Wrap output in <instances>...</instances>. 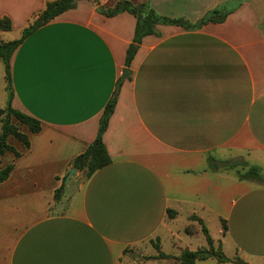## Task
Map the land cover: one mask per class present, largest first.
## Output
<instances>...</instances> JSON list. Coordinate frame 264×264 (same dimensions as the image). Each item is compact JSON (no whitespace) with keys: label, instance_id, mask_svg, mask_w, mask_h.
Returning a JSON list of instances; mask_svg holds the SVG:
<instances>
[{"label":"crops","instance_id":"1","mask_svg":"<svg viewBox=\"0 0 264 264\" xmlns=\"http://www.w3.org/2000/svg\"><path fill=\"white\" fill-rule=\"evenodd\" d=\"M52 1L0 0V18L25 30ZM149 1L162 16L196 22L232 0ZM262 22L252 0H241L221 24L197 31L157 26L161 36L143 39L118 91L104 135L111 164L76 189L66 184L59 201L56 191L96 140L127 68L136 18H108L81 0L27 37L11 61L13 108L39 120L42 130L28 129L30 148L18 141L21 157L9 152L0 164L14 165L0 184V264H130L129 250L146 257L133 264H145L161 259L153 240L172 256L161 232L183 211L205 224L226 221L223 253L228 246L229 259L264 264V183L209 165L248 162L264 174ZM6 106L0 59V109Z\"/></svg>","mask_w":264,"mask_h":264},{"label":"trees","instance_id":"2","mask_svg":"<svg viewBox=\"0 0 264 264\" xmlns=\"http://www.w3.org/2000/svg\"><path fill=\"white\" fill-rule=\"evenodd\" d=\"M81 0H55L46 4L45 10L34 19L27 29L24 30L23 36L19 40L11 42H0V59L3 60L6 69V83H7V106L0 109V122L2 123L0 133V164L2 158L7 153H14L17 158L21 157V153L10 144V138L19 141L24 148L29 149L31 146L30 137L21 132V129L13 122L16 119L20 124L26 126L33 134L40 133L42 124L39 120L22 113L13 108V99L15 97L13 78H12V57L24 40L34 33L37 29L55 20L61 14L76 9L78 2ZM94 3L97 11L102 15L112 18L122 13H129L136 18V29L133 43L130 45L127 52L126 67L130 68L135 55L139 49L143 39L150 35L161 36L157 31V26H179L186 31H197L208 24H221L224 23L228 16L232 14L241 5V0H232L219 7L207 12V14L196 22H191L185 18H169L158 14L151 6L149 0L141 4H134L129 0H119L113 6H103L100 0H88ZM12 21L8 17L0 18V32H9L12 30ZM118 100V91H116L104 109L100 119L99 130L96 140L87 148V150L76 157L72 162V167L77 171L82 172L85 180H89L97 171L109 166L112 159L109 155L107 147L104 142V135L109 127L111 117L115 112ZM210 168L214 167L215 171L235 170L242 181H255L264 183V174L260 167L250 165L248 163H213L209 160ZM239 168V169H238ZM14 169V165L10 164L4 169H0V184L7 181ZM66 179V178H65ZM64 179V181H65ZM65 185L56 191L55 200L59 201L64 193ZM177 213L169 210L168 216L174 219ZM195 221L203 227V232L206 236L208 247L192 251L185 249L182 251L179 260L181 264H196L197 261H205L208 259H215L219 263L233 262L236 264H246L239 258L229 259L222 250V246L216 249L214 240L210 236L207 227L204 225L202 219L197 216L192 217ZM223 232H227L226 221L222 220ZM155 248L159 254L157 258L169 259L170 255L161 251L159 240L154 243Z\"/></svg>","mask_w":264,"mask_h":264},{"label":"rangeland","instance_id":"3","mask_svg":"<svg viewBox=\"0 0 264 264\" xmlns=\"http://www.w3.org/2000/svg\"><path fill=\"white\" fill-rule=\"evenodd\" d=\"M117 1L119 0H101V2L106 3L107 6H112ZM134 1L138 2L140 0H134ZM252 2L259 9L262 15V19H263L262 27L264 30V0H252ZM33 21H31V23ZM28 27L29 26H27V28ZM23 33H24L23 29L12 27L11 31L1 33L0 42H11V41L19 40L22 38ZM13 122L21 129L22 133L27 134V135L29 134L28 128L26 126L20 124L16 119H13ZM1 127H2V123L0 122V133H1ZM10 144L14 146L15 148L20 147L19 142L15 139H11ZM235 175L239 177L237 172L235 173ZM85 179L86 178L84 174H82L80 177H77L76 179H73V180L70 179L68 182L63 181V183L65 186L66 184L68 185L67 190H72V189H76L81 183L85 181ZM204 225L207 227L210 236L214 240L215 248L219 249V247L222 246L221 234H220L222 224L220 226L219 222L216 219L209 218L206 224L204 223ZM222 229H223V226H222ZM167 231L174 232L176 235V238H173V239L171 238V240L167 239V233H166ZM161 234L163 235V238H162L163 239V245H162L163 251H165L166 253L172 254L171 258L169 259L153 258V259L147 260L145 264H181L179 257L182 251H184L185 249L196 251L198 249L208 247L206 236L203 232L202 225L199 224L198 221H195L192 217L188 220L186 211H183L181 213V216L178 219H176L172 223H169L168 228L165 230L163 229ZM222 234H225V233L222 232ZM152 243L154 244L155 240H153ZM179 247H181L180 250H178ZM147 248H148L149 253L154 251L152 247H147ZM224 253L226 256H231L233 253V250L232 248L227 246V248L224 250ZM143 259H146V257H143L140 252L135 253L134 250H129L125 256V263L127 262L130 264H133L135 260H138L139 262ZM198 264H218V262L215 259H210V261L202 262Z\"/></svg>","mask_w":264,"mask_h":264},{"label":"water","instance_id":"4","mask_svg":"<svg viewBox=\"0 0 264 264\" xmlns=\"http://www.w3.org/2000/svg\"><path fill=\"white\" fill-rule=\"evenodd\" d=\"M132 75V71L128 68H125L122 72V76L118 82V87H117V91L120 90L121 85L123 84V82H125L126 80H128ZM77 170L75 168H72L70 171V174L67 176L65 182H68L70 179L73 178V176L76 174Z\"/></svg>","mask_w":264,"mask_h":264}]
</instances>
